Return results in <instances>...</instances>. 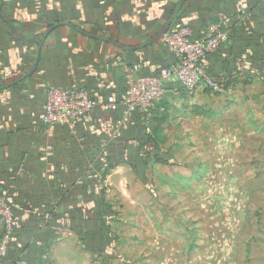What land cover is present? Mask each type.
Masks as SVG:
<instances>
[{
  "label": "crops",
  "instance_id": "1",
  "mask_svg": "<svg viewBox=\"0 0 264 264\" xmlns=\"http://www.w3.org/2000/svg\"><path fill=\"white\" fill-rule=\"evenodd\" d=\"M180 2L0 0V185L25 196L38 187L48 189L58 177L55 165L74 155L83 135L102 137L100 154L87 162L92 172L111 149L126 147V155L134 154V142L113 138L119 130L125 139L153 137L155 122L156 127L162 123L151 116L158 109L136 118L94 110L42 128L43 94L50 87H68L119 103L127 93L124 78L131 64L154 55L155 61L140 66L142 73L155 76L171 62L163 41L142 45L163 29ZM58 23L66 24L42 40ZM212 23L227 38L205 58V68L219 77L232 71L247 82L231 83L218 93L215 108L205 102L202 116L185 118L192 125L185 128L186 145L180 141L163 152L168 143L157 142L161 149L151 155L160 160L148 158L144 174L137 176L120 163L104 178L97 173L90 178L104 189L111 212L107 222L114 241L106 264H264V145L258 142L264 134V82L245 56L264 55V0H185L169 29L184 25L203 33ZM233 55L240 59L233 61ZM36 61L33 74L21 79ZM163 87L168 96L186 94L179 83ZM201 92L209 91L195 92L203 100ZM53 143L60 150L58 160L49 150ZM166 152L164 162L160 155ZM20 221L28 229L19 232L17 243L34 258L33 219L25 211ZM54 235L48 264L101 261L68 228Z\"/></svg>",
  "mask_w": 264,
  "mask_h": 264
},
{
  "label": "trees",
  "instance_id": "2",
  "mask_svg": "<svg viewBox=\"0 0 264 264\" xmlns=\"http://www.w3.org/2000/svg\"><path fill=\"white\" fill-rule=\"evenodd\" d=\"M185 27L189 28L193 41L200 40L207 28L204 29L205 31L203 33H197L192 27ZM173 28L174 25H172L171 29ZM172 56L170 55V59L172 58V60L168 64V68L174 63V57ZM207 56L210 57L213 55L208 54ZM245 56L248 60L255 62L253 65L255 76H258L261 81L264 82V55ZM239 57L240 55L235 57L233 55V61H235V59H240ZM149 59L150 57L146 55L135 64H131L129 68L137 65L142 73L140 65H142L144 61H149ZM155 60L156 56L151 55L150 61L152 62ZM206 72L209 76L220 80L224 89L238 80H241L243 83L247 82L245 81L247 78L241 79L238 75L234 77L235 74H233L232 71L227 74L224 73L221 77L217 74L211 75L210 72L208 73V69H206ZM236 73L238 72L236 71ZM141 75L151 76L146 73H142ZM79 91L85 92L91 97L88 91ZM43 95L45 105V94ZM150 110L152 109L146 111L140 109L135 110L130 113L129 118L132 116L136 118L140 113L149 112ZM116 112L119 113L120 117L122 116L121 110ZM41 127L44 128L46 125L42 123ZM122 135L123 131L119 130L116 135V141H121V143L126 144L130 141L134 142L136 144L134 154L126 155V147L122 149L119 148L117 151H112L111 149V151L103 157L105 161L103 164H95L92 167L93 172L88 168L89 163L87 162L90 157L100 154L102 149V137L83 135L80 137L82 138L81 143L76 144L75 152H73L74 155L69 157V160L62 159L59 165H55L58 177L54 182L49 184L48 189H45V187H38L34 192L25 196L16 188L9 189L6 188L7 186L0 185V200L2 199L4 204L9 208L11 230L10 243L7 245L4 258L1 259L2 264H48L47 253L53 240L56 238L54 233L63 228H68L70 231L74 232L82 245L92 255L100 258L102 264H106L109 259L106 255L107 247L114 241L109 234V224L107 222V218L110 219L111 217V212L107 210V205L104 203V189L100 188L97 179L90 178L94 173H97L102 179L107 174L108 169L120 163L128 164L135 175L140 176L144 174L148 158H153L158 162L160 160L157 159L156 155H151L159 151L157 141L152 136H146L145 139H125V137L122 138ZM77 137V135L73 136V141ZM113 145L116 146L118 144L115 143ZM49 150L57 159L56 154H58L60 150L56 147L55 143L49 145ZM5 191L6 195H4ZM90 202L93 204L91 208L87 205ZM25 211H28V214L33 219L34 225L29 229L34 232L35 237L33 238L38 242L36 256L34 258L26 257L24 255L25 249L21 248L17 243L19 232L28 229V227L20 221V216L22 212Z\"/></svg>",
  "mask_w": 264,
  "mask_h": 264
},
{
  "label": "built area",
  "instance_id": "3",
  "mask_svg": "<svg viewBox=\"0 0 264 264\" xmlns=\"http://www.w3.org/2000/svg\"><path fill=\"white\" fill-rule=\"evenodd\" d=\"M226 38L227 35L218 24L208 26L205 34L198 41L191 39L189 28L174 27L163 39L174 57L171 67L162 69L157 76L141 75L137 65L129 68L125 75L128 90L119 103L104 102L101 99L89 97L82 91L65 88L49 89L45 93L46 100L41 121L45 124H52L58 120L59 122L75 121L92 110L105 113L121 110L122 117L126 118L135 110L146 111L162 102L166 96L163 82L168 79H175L188 94L199 88L213 93H222L224 88L221 81L207 74L204 61L206 55L216 51ZM115 136L116 134L113 138ZM3 203L1 199L0 206L9 210ZM9 243L10 236L7 235L0 246V264Z\"/></svg>",
  "mask_w": 264,
  "mask_h": 264
},
{
  "label": "rangeland",
  "instance_id": "4",
  "mask_svg": "<svg viewBox=\"0 0 264 264\" xmlns=\"http://www.w3.org/2000/svg\"><path fill=\"white\" fill-rule=\"evenodd\" d=\"M36 3H39V0H37ZM163 44L166 47L169 54L172 56V52H171L170 48L168 47V45L166 44L165 40H163ZM209 54H211V53H209ZM206 57H207V55H206ZM171 60H172V58H171ZM127 72H128V70L125 72V75L127 74ZM124 79L126 82V78H124ZM167 83H178V82L175 79H168V80H165L163 82V86ZM126 84H128V83L126 82ZM60 88H51L50 87L47 90H49V89H60ZM65 89H72L75 91H79L77 89L68 88V87ZM127 90H128V85H127ZM46 91H45V93H46ZM196 91H194L191 94H188L184 91L186 94H184L185 96H183V97H177V96H172V95L168 96L165 93L166 96L162 100V102L159 105L156 104L152 108H150L152 110L158 109V110H156L157 111L156 114H154V112L151 113V116L153 117V119L154 118L155 119L160 118V120H162V123L157 125L158 127H156V122H155V126H154L155 132L153 131L154 128L151 130L155 133V134H153V137L155 140H157L158 143L163 142V145L165 143L166 144L168 143L166 146H163V148H162L163 152H165V149H169L167 146H171V145L173 146V144L179 143L180 141L184 144L186 143L185 128H191V126H192L191 123L187 122V120L185 121V118L187 116H190V117L202 116L203 111L205 109V108L203 109L205 102L206 103H210V102L213 103L214 108L217 106V102L219 101V98L217 97L218 93H213V92H210L209 90H207L209 92H201V94L204 95V99L201 100L202 98H197L198 96H200V94L195 95ZM210 93H212V94H210ZM192 94H194L195 96ZM200 101H201V103L199 104ZM203 101H204V104H202ZM194 105H197L198 108L195 107L193 109ZM43 109H44V107H43ZM92 111H94V110H92ZM42 114H43V111H42ZM41 118H42V115H41ZM61 123H63V122H59V120H58L57 122L52 123V124H45V123H43V124L46 125V127L53 128L54 126L59 125ZM160 129H161V131H160ZM197 131L200 132L199 126H198ZM263 135L259 136L260 140L258 141L261 146L264 145V136ZM188 143L191 145L190 141H188ZM158 147H160V149H161L160 145H158ZM163 154H161L160 157L162 158V161L165 160L164 162H167L169 160V158H167V156H168L167 152H166V154L165 153H163ZM209 177L212 181L216 180L215 175L212 173ZM9 214H10L9 210H6L5 208H2L0 206V246L2 244V241L5 239V237L7 235L10 236V233H11L10 221L8 218ZM98 263L102 264L101 261H99Z\"/></svg>",
  "mask_w": 264,
  "mask_h": 264
},
{
  "label": "water",
  "instance_id": "5",
  "mask_svg": "<svg viewBox=\"0 0 264 264\" xmlns=\"http://www.w3.org/2000/svg\"><path fill=\"white\" fill-rule=\"evenodd\" d=\"M184 2H185V0H181V2L178 4L176 10L174 11L173 15H172L171 18L167 21V23L165 24V26L163 27V29H162L159 33H157L153 38H151L149 41L145 42V43L142 45L143 47H145V46H150V45H156V44L160 43L161 41H163L165 35L167 34V32H168V30H169V28H170V26H171V24H172V22H173V20H174V17L176 16L177 12L180 10V8H181V6H182V4H183ZM65 24H66V23H58V24L54 25L53 27L49 28V29L46 31V33H44V35H43V39H42V40H44V39L47 37V35H48V34H49L54 28H56L57 26L65 25ZM102 40L107 41V42H111V41H109L108 39H104V38H103ZM38 59H39V55H37V61H38ZM37 61H36V63L33 65V67L30 69V71H29L27 74H25L21 79H25V78H27V77H29V76H31V75L33 74V72H34V71L36 70V68H37Z\"/></svg>",
  "mask_w": 264,
  "mask_h": 264
}]
</instances>
